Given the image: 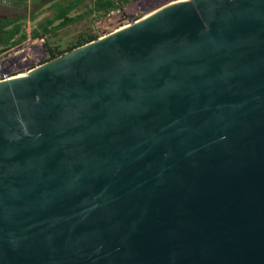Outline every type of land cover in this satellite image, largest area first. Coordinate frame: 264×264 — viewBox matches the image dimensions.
Segmentation results:
<instances>
[{
  "label": "water",
  "instance_id": "obj_1",
  "mask_svg": "<svg viewBox=\"0 0 264 264\" xmlns=\"http://www.w3.org/2000/svg\"><path fill=\"white\" fill-rule=\"evenodd\" d=\"M0 264H264V0H171L0 80Z\"/></svg>",
  "mask_w": 264,
  "mask_h": 264
},
{
  "label": "rangeland",
  "instance_id": "obj_2",
  "mask_svg": "<svg viewBox=\"0 0 264 264\" xmlns=\"http://www.w3.org/2000/svg\"><path fill=\"white\" fill-rule=\"evenodd\" d=\"M171 0H131L127 5L123 7L124 15L122 18L115 17L109 24H102L98 26L94 15H87L83 19L64 28L57 29L56 34H50V41L54 42V45L59 48H65L71 42L77 39V36L81 32H88L91 34H97L98 37L105 35L120 26L127 23H132L135 20L141 18L148 12L156 9L157 7L169 2ZM26 9H19L12 11L7 9L5 5L0 6V15L5 14L9 17L18 16L23 10L29 12H36L37 18L31 20L29 17L21 20L25 30L28 32L29 37L20 44L14 45L7 50L0 52V72L5 71L10 76L26 72L39 64L43 63L49 58L48 44L44 37H32L31 31L37 25L38 22L44 20L47 16H52L53 9L50 3H47L43 8H38L33 3ZM82 7V6H81ZM85 7L76 10L74 13L82 12ZM4 72V73H5ZM6 78V77H4Z\"/></svg>",
  "mask_w": 264,
  "mask_h": 264
},
{
  "label": "trees",
  "instance_id": "obj_3",
  "mask_svg": "<svg viewBox=\"0 0 264 264\" xmlns=\"http://www.w3.org/2000/svg\"><path fill=\"white\" fill-rule=\"evenodd\" d=\"M47 1L48 0H32V3L41 9L43 5H45L44 2L48 3ZM130 1L131 0H51V7L53 9L52 16H47L44 20L37 23L31 31L32 37H44L46 39L49 58L45 61L51 60L67 51L98 38V35L84 31L77 36L75 41L68 44L67 47L59 48V46L54 45V42L50 41V34H56L57 29L67 27L83 19L87 15H94L96 18H102L111 10L124 7ZM14 6L27 10L28 0H15ZM81 6H84L85 10L74 13L76 10L80 9ZM26 10H23L16 18H10L9 16L0 18V52L20 44L29 37L21 20L27 17L34 20L37 16L36 12L32 10L28 12Z\"/></svg>",
  "mask_w": 264,
  "mask_h": 264
},
{
  "label": "built area",
  "instance_id": "obj_4",
  "mask_svg": "<svg viewBox=\"0 0 264 264\" xmlns=\"http://www.w3.org/2000/svg\"><path fill=\"white\" fill-rule=\"evenodd\" d=\"M122 10H123V7H120V8L111 10L104 17L99 18V20L97 21L98 26H100L102 24L103 25L104 24H107L108 25L109 22H111L112 20H114V18L117 17V16H118V18H122V16L124 15V13H123ZM127 24H130V23H127ZM127 24H124L123 26H125ZM120 27H122V26H120ZM4 72L5 71H1L0 72V80L5 79L4 77L7 78L8 76H10L9 74H6V72L5 73Z\"/></svg>",
  "mask_w": 264,
  "mask_h": 264
},
{
  "label": "crops",
  "instance_id": "obj_5",
  "mask_svg": "<svg viewBox=\"0 0 264 264\" xmlns=\"http://www.w3.org/2000/svg\"><path fill=\"white\" fill-rule=\"evenodd\" d=\"M14 1L15 0H0V6H3V5H5L6 7H7V9H10L11 11L13 10V9H17V10H19V9H21V8H19V7H16V6H14ZM46 2V1H45ZM44 2V4L46 5L47 3H45ZM48 3H50V5H51V0H48L47 1ZM32 3V0H28V6H30L29 4H31ZM45 5H43V7L45 6ZM81 8H83V6L81 7ZM31 10V9H30ZM30 10H29V12H30ZM8 15H5V14H1L0 15V18H4V17H7ZM18 16H19V14H18ZM18 16H14V17H10V18H16V17H18Z\"/></svg>",
  "mask_w": 264,
  "mask_h": 264
}]
</instances>
